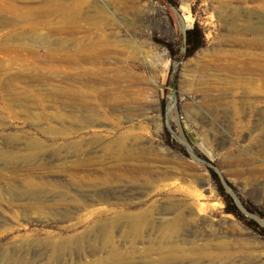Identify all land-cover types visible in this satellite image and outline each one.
Here are the masks:
<instances>
[{"label": "rangeland", "instance_id": "obj_1", "mask_svg": "<svg viewBox=\"0 0 264 264\" xmlns=\"http://www.w3.org/2000/svg\"><path fill=\"white\" fill-rule=\"evenodd\" d=\"M209 168L264 214V0H0V264H264Z\"/></svg>", "mask_w": 264, "mask_h": 264}, {"label": "trees", "instance_id": "obj_2", "mask_svg": "<svg viewBox=\"0 0 264 264\" xmlns=\"http://www.w3.org/2000/svg\"><path fill=\"white\" fill-rule=\"evenodd\" d=\"M204 42V36L201 31L200 26L198 23H194L191 28L186 29L185 36H184V52H180L178 47H174L171 43H165L167 46L170 55L173 59L177 57L185 58L193 54L200 46H202ZM209 171L212 175L213 180L216 183L217 190L223 196L225 202L230 205V211L236 214L241 218H245L243 212L239 209L237 204L235 203L233 197L225 190L222 182L219 179L218 174L213 169L209 168ZM239 199L242 202L243 206L250 211L251 213H257L259 216L264 217V214L260 211L256 210L250 203H248L241 195H239ZM249 224H252L258 232L264 237V226H261L256 220L250 218Z\"/></svg>", "mask_w": 264, "mask_h": 264}, {"label": "bare ground", "instance_id": "obj_3", "mask_svg": "<svg viewBox=\"0 0 264 264\" xmlns=\"http://www.w3.org/2000/svg\"><path fill=\"white\" fill-rule=\"evenodd\" d=\"M230 14L229 15H227V19H232V18H237V17H239V16H241L242 14V11L241 10H239V9H232L230 12H229ZM241 14V15H240ZM190 23H191V19H190V16L189 15H186V16H184V21H183V26L184 27H188V26H190ZM228 27H230V28H234L235 29V27H237V24L236 23H234L233 24V22H231V25L230 26H228ZM246 27H248V28H250L251 30H259V28L257 27V26H255V25H253V24H251V23H248V24H246ZM101 55H102V53L101 52H97V51H92L91 53H88L87 55H86V58H92V57H94V58H98V57H101ZM264 261V260H263ZM262 262V261H261Z\"/></svg>", "mask_w": 264, "mask_h": 264}, {"label": "water", "instance_id": "obj_4", "mask_svg": "<svg viewBox=\"0 0 264 264\" xmlns=\"http://www.w3.org/2000/svg\"><path fill=\"white\" fill-rule=\"evenodd\" d=\"M185 34V33H184ZM228 191L229 193L231 194V196L233 197L235 203L238 205V207L247 215L251 216L252 218H254L255 220H257L260 224H263L264 225V222L256 217L254 214H252L251 212H249L244 206L243 204L241 203L240 199L238 198V196L233 192L231 191L230 188H228Z\"/></svg>", "mask_w": 264, "mask_h": 264}]
</instances>
